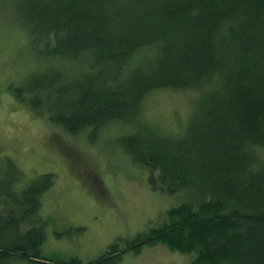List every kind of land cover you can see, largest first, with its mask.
Segmentation results:
<instances>
[{
	"label": "trees",
	"instance_id": "1",
	"mask_svg": "<svg viewBox=\"0 0 264 264\" xmlns=\"http://www.w3.org/2000/svg\"><path fill=\"white\" fill-rule=\"evenodd\" d=\"M2 1L37 62L15 97L70 134L131 125L122 150L156 171L152 188L185 199L93 259H51L39 209L55 174L18 188L20 171L4 169L0 263L118 264L162 242L192 253L187 264H264V0ZM166 89L199 91L175 134L142 118L146 97Z\"/></svg>",
	"mask_w": 264,
	"mask_h": 264
},
{
	"label": "rangeland",
	"instance_id": "2",
	"mask_svg": "<svg viewBox=\"0 0 264 264\" xmlns=\"http://www.w3.org/2000/svg\"><path fill=\"white\" fill-rule=\"evenodd\" d=\"M2 5L0 0V173L11 167L20 171L18 188L36 175L55 174L39 209L45 223L43 256L88 261L112 242L124 244L160 225L166 210L185 196L152 188L156 171L135 163L122 150L121 137L134 127L114 121L70 134L15 97L37 62L27 59L35 52L33 43L2 15ZM197 97L196 89L155 91L143 102L142 118L175 134L186 125ZM192 256L157 242L143 245L139 252L126 251L118 264H187Z\"/></svg>",
	"mask_w": 264,
	"mask_h": 264
}]
</instances>
